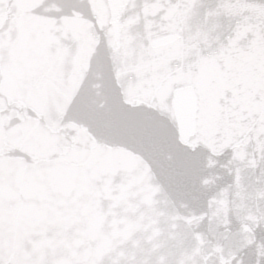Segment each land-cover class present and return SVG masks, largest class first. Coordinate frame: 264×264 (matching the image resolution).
Instances as JSON below:
<instances>
[{"label":"water","instance_id":"obj_1","mask_svg":"<svg viewBox=\"0 0 264 264\" xmlns=\"http://www.w3.org/2000/svg\"><path fill=\"white\" fill-rule=\"evenodd\" d=\"M0 264H264V0H0Z\"/></svg>","mask_w":264,"mask_h":264}]
</instances>
